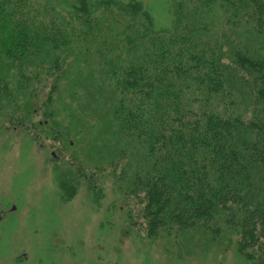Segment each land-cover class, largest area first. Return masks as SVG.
<instances>
[{"label":"trees","instance_id":"obj_1","mask_svg":"<svg viewBox=\"0 0 264 264\" xmlns=\"http://www.w3.org/2000/svg\"><path fill=\"white\" fill-rule=\"evenodd\" d=\"M171 1L163 27L135 0H0V105L22 91L33 100L31 76L47 74L68 91L64 109L45 112L65 116L47 136L69 144L104 122L89 151L98 165L128 163L119 179L149 235L255 242L264 232V0Z\"/></svg>","mask_w":264,"mask_h":264},{"label":"rangeland","instance_id":"obj_2","mask_svg":"<svg viewBox=\"0 0 264 264\" xmlns=\"http://www.w3.org/2000/svg\"><path fill=\"white\" fill-rule=\"evenodd\" d=\"M135 1L158 25L171 23V0ZM31 77L33 100L22 91L16 103L0 105V264H264V232L255 242L232 247L211 243L193 230L170 238L149 235L137 218V200L125 196L124 179H119L129 171L128 163L117 160L116 169L110 162L98 165L89 151L88 144H102L95 137L104 122L90 121L84 136L74 131L69 144L60 135L47 136L54 131L53 120L62 122L65 116L49 118L45 112L64 109L68 91L45 73ZM53 84L61 97L50 104ZM122 145H115L110 160ZM64 175L73 182L65 189Z\"/></svg>","mask_w":264,"mask_h":264}]
</instances>
